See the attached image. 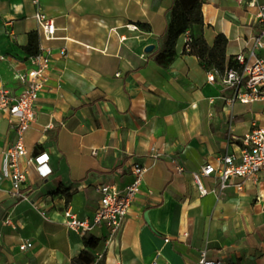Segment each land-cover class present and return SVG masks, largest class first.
I'll list each match as a JSON object with an SVG mask.
<instances>
[{
    "label": "crops",
    "instance_id": "1",
    "mask_svg": "<svg viewBox=\"0 0 264 264\" xmlns=\"http://www.w3.org/2000/svg\"><path fill=\"white\" fill-rule=\"evenodd\" d=\"M204 38L213 47L228 40L227 62L256 49L264 0H201ZM174 0H0V88L19 97L17 75L30 71L31 41L48 48L52 65L25 135L28 156L22 192L11 180L0 184V264H73L85 250L84 236L99 241L95 263L198 264L202 254L223 264H264V172L242 191H219L215 177L203 178L202 196L193 174L239 154L242 139L264 129V101H235L236 91L205 70L176 42L174 61H156L166 44ZM40 9L54 20L47 42L34 19ZM155 46L151 53L146 48ZM65 50L67 57L61 52ZM16 141L10 114H0V172L4 153ZM158 152L159 159L153 158ZM48 154L52 174L40 177L30 158ZM148 169L141 192L121 232L106 244L104 225L88 233L68 229L71 209L92 221L101 200L98 188L124 190L132 167ZM177 166L184 168L178 173ZM44 214V215H43ZM30 242L33 247L21 251Z\"/></svg>",
    "mask_w": 264,
    "mask_h": 264
},
{
    "label": "built area",
    "instance_id": "2",
    "mask_svg": "<svg viewBox=\"0 0 264 264\" xmlns=\"http://www.w3.org/2000/svg\"><path fill=\"white\" fill-rule=\"evenodd\" d=\"M40 0H33L39 7ZM38 24V33L45 41L55 40L57 27L54 20L49 19L40 9L34 15ZM258 19L263 26L262 39L264 38V5L259 6ZM186 50L190 52L192 37L190 32L185 33ZM256 49L264 50V40L256 41ZM67 57L66 51L61 52ZM253 62H248L241 54L236 63L228 68L223 78V84L228 89L236 91L235 101L250 104L259 100L264 101V58L255 57ZM32 69L24 74L17 75L16 79L24 87L19 97L11 96V93L0 88V114L8 111L10 114V127L16 134L14 145L8 149L3 156V164L0 172V184L4 180H11L13 193L25 201L29 198L22 192V186L26 182V174L20 170V162L28 156L25 147V135L36 118V104L39 94L44 90L51 70L52 58L48 48L40 45L39 52L30 57ZM214 73L210 81H214ZM158 152L153 153L154 159H159ZM50 157L42 154L30 158L28 163L35 165L42 178H48L52 169L48 166ZM148 169L137 164L132 167L133 182L124 190L115 186H101L97 190L101 194L100 206L92 221H81L71 210H67L64 218L68 229L76 233H88L96 227L104 225L109 233L106 244L112 241L121 232L124 222L141 192L144 177ZM178 173H183L184 168L177 166ZM264 172V129L254 130L242 139L239 154L226 155L219 159L218 166L206 165L200 173H194L193 178L202 196L208 194L204 189L203 178L215 177L219 181V191L223 192L233 186V181L238 180L235 185L238 191L244 189L248 182H255L259 175ZM44 215V214H43ZM33 247L30 242L20 246L21 251H28ZM160 253L151 264H158ZM198 264H223L221 262L208 261L206 253L202 254Z\"/></svg>",
    "mask_w": 264,
    "mask_h": 264
},
{
    "label": "trees",
    "instance_id": "3",
    "mask_svg": "<svg viewBox=\"0 0 264 264\" xmlns=\"http://www.w3.org/2000/svg\"><path fill=\"white\" fill-rule=\"evenodd\" d=\"M204 28L201 0H174L166 33V44L164 49L156 55V61L168 67L175 59L177 40L189 31L192 37V50L188 53L197 56L206 71L224 77L226 70L235 65L234 62H227L228 40L225 36H219L214 46L210 47L204 38ZM27 50L31 56H34L39 52V47L32 40ZM83 240L85 250L73 264H105L104 259L95 263V257L92 254V251L98 248L99 241L92 236H84Z\"/></svg>",
    "mask_w": 264,
    "mask_h": 264
},
{
    "label": "water",
    "instance_id": "4",
    "mask_svg": "<svg viewBox=\"0 0 264 264\" xmlns=\"http://www.w3.org/2000/svg\"><path fill=\"white\" fill-rule=\"evenodd\" d=\"M155 49V46H149L146 48V53H151Z\"/></svg>",
    "mask_w": 264,
    "mask_h": 264
}]
</instances>
